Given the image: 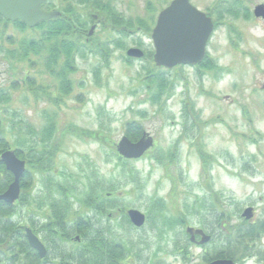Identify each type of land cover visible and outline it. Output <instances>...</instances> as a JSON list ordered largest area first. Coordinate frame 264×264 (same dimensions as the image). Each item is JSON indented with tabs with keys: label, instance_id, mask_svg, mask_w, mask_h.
<instances>
[{
	"label": "rangeland",
	"instance_id": "374dc122",
	"mask_svg": "<svg viewBox=\"0 0 264 264\" xmlns=\"http://www.w3.org/2000/svg\"><path fill=\"white\" fill-rule=\"evenodd\" d=\"M48 1L55 4L53 10L57 11L66 4L64 0ZM98 1L109 3L126 19L154 15L153 29L158 14L172 0ZM149 1L155 7L154 14L147 10ZM191 2L202 11L209 12L214 22H218L214 15L218 5L228 7V3L236 2L251 13L248 19L225 15L213 32L201 63L186 65L180 71L160 68L169 70L165 75L173 78L180 73L173 79V95L167 103L163 96L161 105L151 102L152 90L147 88L142 78L155 68V62L147 58L128 60L127 57V49L135 46L146 53L154 52L152 32L148 34L139 30L130 37H124L112 27L105 29L103 24L96 23L93 35L99 32V37L110 48L111 57L108 63L99 54L78 58L77 69L68 76L73 89L69 95L58 91L60 79L45 70L43 62L41 68L25 63L27 67H24H29V74L37 80L41 92L39 97L22 86L20 77L11 70L5 53L13 44L0 35V87L12 92L8 102L0 103L5 125L11 130L12 122L23 118L34 124L36 129H41L50 119L56 122L55 138L47 143L35 142L31 147L44 148L45 151L54 149V159L53 169L45 172L33 170L29 186L27 184L23 190L24 200H29V210L32 208L35 218L37 212L44 213L46 206H41L51 201V194L61 198L60 191L67 190L70 197L66 217L71 219L74 216L72 221L87 218L89 226L99 228L111 225L108 228L110 232L131 248L133 262L130 260L129 264L208 263L205 261L206 253L210 255L207 257L215 256L219 245L211 241L204 245L194 244L186 233L187 227L203 228L204 221L210 223L213 219L205 220L204 216L210 214L204 213L202 222L197 215L198 210L194 207L198 205V195L204 197L213 192L211 203L217 204L220 213L232 214L230 223H237L248 206L255 211L251 222L264 220V19L253 15L254 7L264 4V0ZM77 7L88 21L90 32L93 23L87 14L98 18L97 10L87 4ZM53 10L48 8L46 11ZM8 34L18 38L31 36L29 30L23 33L12 26ZM207 57L216 63L214 70L209 71L202 66ZM41 70L46 73H40ZM201 71L205 72L202 77ZM12 78L21 83L19 89L9 87ZM46 91L57 96L56 100L53 95L47 96ZM188 96L191 99L188 111L198 119L200 126L194 125L195 119L191 116L187 120L183 117L184 100ZM131 121L138 122L144 131L154 136L157 148L154 152L175 149L177 154L175 160L163 165L151 154L137 160L130 159L125 167L132 168L138 177L132 180L129 172L127 175L120 173L115 156V146L126 135V124ZM67 127L75 128L79 135L68 133ZM24 132L18 135L27 141L29 148V135ZM7 138L12 145L17 143L16 132L15 136L7 135ZM200 144L209 153L206 167L198 154L197 146ZM92 168L96 171H91ZM88 172L92 175L93 184L99 182L101 192L107 186L119 183L120 199L127 208L145 213V226L138 229L128 225L116 210L114 216H96L95 211L80 206L78 199L89 191ZM74 188L78 190L75 196L71 192ZM160 199L164 201L163 205L156 203ZM164 214L183 218L185 227L177 225L163 229L164 225H160L159 220H163ZM230 223L222 221L220 232L225 230L227 233ZM259 242L263 250L264 234L255 242V255L260 257L252 256L246 264H264L261 262L262 253L258 252ZM62 243L69 251L77 250V245L71 241ZM220 246L224 248L225 245L221 243ZM179 247L184 253L189 251L191 257L184 259Z\"/></svg>",
	"mask_w": 264,
	"mask_h": 264
},
{
	"label": "trees",
	"instance_id": "16d2710c",
	"mask_svg": "<svg viewBox=\"0 0 264 264\" xmlns=\"http://www.w3.org/2000/svg\"><path fill=\"white\" fill-rule=\"evenodd\" d=\"M63 2L66 4L59 9L60 15L58 17L43 21L33 28L29 27L21 20L13 22L0 15L1 38H6V41L13 44L12 48L6 50V60L11 66V70H15L16 74L20 77L19 79H21V83L23 84L22 86H26L27 90L31 91L35 97H39L41 92L37 86V80L29 74V67L25 68L27 67L24 65L25 63H30V67L39 66V68H41V63L43 62L42 65L46 68L45 70H49L50 74H53L60 79L58 91L62 95H69L73 89L70 85L71 80L68 76L71 72L77 69L76 65L78 58H87L89 55L99 54L102 60L108 63L109 57H111L110 48L108 44H106L107 42L103 41V39L99 37V32L97 35H89L88 21L84 18L83 13L78 10V5H91L92 9H95L98 12V18L92 14H87V16H90L92 23H101L105 29H108L110 26L121 36L130 37L139 30L148 34L152 32L151 26L153 24V20H155L154 15H151L148 18L126 19L122 14L116 11L112 5L109 3H102L98 0H64ZM227 5L229 6L226 7L225 5H218L216 7L214 11V15L218 17L216 26L219 25V21L224 19L225 15L232 17L242 16L246 19L250 17L248 8L244 6L241 8L239 5H236V2H231ZM42 7L45 10L48 8L51 10L56 8L55 4L51 1H48V3ZM225 7L226 10L224 13ZM147 10L152 14L155 13V7L151 4V1L148 3ZM11 26L23 33L29 30L31 36H22L21 38H18L14 35L8 34ZM109 43H111V41ZM139 45H141V43H139ZM153 53V51L145 53L144 58L154 61ZM202 66L204 69L210 71L215 69L216 63L211 58L207 57ZM183 67L184 66H178L174 69L176 71H180ZM168 71L155 66L154 69H150L149 72L142 77L144 82H146L147 88L152 90L151 102L153 104L157 103L161 105L163 96H165L164 102L167 103L166 101L173 95V89L175 88V81L173 79H175V77L178 78L177 75L179 76L180 73H177L173 78L172 76L165 75L166 73H169ZM40 73L46 72L41 70ZM204 74L205 72L201 71V77ZM21 83L16 78L12 80V84L9 87L13 90L19 89L21 87ZM45 93L47 96L53 95L48 91ZM11 94L12 92L8 89L0 87V103L8 102L11 99ZM54 97L56 100L57 96ZM55 103H57V101H55ZM192 106H194L193 103ZM189 108H191V99L188 96L184 100L183 117L187 120L191 116V118L195 119L194 125L200 126L201 123L197 118H195V116L191 115V111H188ZM1 115L3 114L0 110V154L4 150L12 148L15 150L17 156L27 161V170L23 174L21 180L22 189L25 190L29 186V178H31V174L34 172L33 170L45 172L49 171L51 168L53 169L54 149L50 151L47 150V152L44 148L36 149L34 147L35 149H31V147L35 145V142H51L53 138H55L54 132L56 130V122L54 119H50L41 129H36L34 124H31L29 121L22 118L16 122L13 121L11 124V130H9ZM126 125V135H128V137L133 141L139 140L144 131L141 124L136 121H131ZM22 131H25L24 133L29 135V148L26 146V144L28 145L27 141L18 135L21 134ZM66 131L68 133L79 135L78 131L76 132V129L73 127H67ZM15 132L17 143L12 145L9 138H7V135L15 136ZM155 149L157 148L154 147L148 151L145 156L151 154L152 158L161 165L168 163L167 161L175 160L177 157L175 149H168L167 151L156 150L154 152ZM197 150L204 166L206 167L208 164L207 158L209 153L203 149V145L201 144L197 146ZM115 156L117 157L116 167L120 168V173L122 171L127 175L129 172V178L131 180L132 178L138 179L132 168L127 169L125 167L131 160L123 158L117 152V149ZM91 171H96V169L92 168ZM87 177L89 181V191L82 193L81 197L78 199L82 206L87 207L91 212L95 211L96 216H114V212L116 210L118 215H120V217L124 219L128 225L134 226L126 213L128 209L127 206L120 199L119 195L121 192L118 190L119 183H113L107 186L105 190L102 189L103 191L101 192L99 191V182H97V184H93L92 182H94V180L89 172ZM12 179L13 176L6 169L5 164L0 162V194L6 190ZM210 188L212 189L211 186ZM71 192L74 193L75 196V193L78 192V190L74 188ZM60 194L61 198L51 194V201L66 202V207H69L68 197H70V195L67 193V190H61ZM212 194L213 192H210L209 196L204 197L198 195L196 199V203L198 205L194 207L195 209L197 208L198 211H196V213L200 216L202 222L204 221V217L205 220L213 218L210 220V223L204 221V225L201 226L211 234V243L219 245L215 256L207 257L210 255L206 253L205 261L210 262L218 258H230L236 262L240 261L245 256H255V242L262 234H264V222L252 224L240 216V220L237 223H230V217L232 214L230 215V212L222 211L220 213L217 211V204L211 203L214 199ZM21 199H26L25 193L24 195L22 194ZM163 202L164 201L160 199L156 203L163 205ZM204 213H209L210 216L207 214L204 216ZM73 217L69 219L68 216H63L62 219L64 220V223H66V226H76V233H80L82 235V244L77 247L76 252L73 251V254L71 253L72 256L68 253L66 254L64 264H117L113 263L112 259H117L120 263V261L124 259L125 251L128 250V252H131L130 246L125 243L124 240L120 241V237H117L110 232V229L108 228L111 225H107L104 228L94 227L93 225L89 226L85 218L80 217V219L72 221ZM162 218L163 220L159 221L160 225H164L162 228L165 230L174 228L177 225H181L182 228H184L186 225L183 218L179 216L171 218L169 215L164 214ZM55 219V222L48 224V231L50 233L53 232L54 225H59V223H57L59 220L57 215ZM225 220L230 223L227 228V233H225V230L220 232L219 227L222 221L225 222ZM121 225L123 226V223H121ZM6 227L8 232L5 229L3 232H7L6 235L4 236V234H2L0 237V241L3 245L11 239V234L15 231L13 224H6ZM67 234H69L68 231L66 236ZM18 236L20 237V234H18ZM19 237L17 239H19ZM52 241L56 240H50L51 243ZM111 241L114 243H112L113 246L110 244ZM25 242L27 243L26 240ZM221 243L225 245L224 248L220 246ZM181 249L183 250L182 247H179V250ZM210 254L212 255V253ZM182 255L184 259H187V253H184L183 251ZM75 260L76 262H74Z\"/></svg>",
	"mask_w": 264,
	"mask_h": 264
},
{
	"label": "water",
	"instance_id": "95a60500",
	"mask_svg": "<svg viewBox=\"0 0 264 264\" xmlns=\"http://www.w3.org/2000/svg\"><path fill=\"white\" fill-rule=\"evenodd\" d=\"M48 0H0V15L10 21L21 20L33 28L43 21L56 18L60 15L57 10L46 11L42 8ZM258 17H264V4L255 8ZM215 29V23L205 12L195 7L190 0H172L158 15L152 30L151 38L154 46V61L158 67L173 69L178 65H197L203 61L207 52V45ZM93 25L89 34L94 33ZM144 51L139 47H131L127 51L130 58L140 59ZM155 144L154 137L144 132L138 141H132L123 135L116 145L118 153L126 159H139ZM1 160L7 170L14 175V181L8 189L0 194V200L14 202L20 196V178L26 172V161L20 159L14 150L5 151ZM127 214L136 227L146 223V215L138 209H129ZM253 207H247L243 217L251 219ZM187 233L190 240L196 242V235L201 236L199 244L208 243L211 236L201 228L189 226ZM31 245L45 255V247L39 238L28 230ZM207 264H235L227 258L215 259Z\"/></svg>",
	"mask_w": 264,
	"mask_h": 264
},
{
	"label": "flooded vegetation",
	"instance_id": "af4514ba",
	"mask_svg": "<svg viewBox=\"0 0 264 264\" xmlns=\"http://www.w3.org/2000/svg\"><path fill=\"white\" fill-rule=\"evenodd\" d=\"M257 5H259V4H257ZM256 6L253 9L254 17L264 19V17L256 16V14H255ZM205 13L209 17H211L209 15V12H205ZM249 13H251L250 10H249ZM7 150H12V148L4 150L0 154V162H3L1 160V156ZM27 166L28 165H27V161H26V167ZM5 167H6V165H5ZM6 169H7V167H6ZM9 172L12 174L13 179L8 184L6 190L11 185V183L14 181L13 173L11 171H9ZM1 176H2V174H1ZM21 180H22V177L20 178V189H21L20 199L14 201V202H7V201L0 200V237L2 234H4V236H5L6 233L8 232L6 224H13V226L15 228V231L11 234L12 235L11 239H9V241H7V243H5V245H3V243H1V241H0V264H64V259H65L66 254L68 253V254H70V256H72L73 251L67 250L66 245L63 244L62 242L65 240L71 241L72 243L76 244L77 247H79L82 244V235L80 233H76L77 232L76 226H74V225L66 226V223H64V220L62 219V217L66 216V214L68 212L66 209L67 203L66 202H60V201H49L48 203H45V205L41 206V207L46 206L44 213L43 212L42 213L37 212V214L34 218L33 217L34 212H33L32 208H31V211L29 210V200H22L21 199V196L23 194V189L21 186ZM4 192H2V193H4ZM79 203H80V206H82L81 202H79ZM39 204L41 205V203H39ZM250 207H252V206H250ZM243 212H242V214H243ZM30 213H32L31 216H30ZM56 215L59 218V220L57 222V223H59V225H57V226L54 225L53 232L50 233L48 231V228H49L48 224L51 222H55ZM254 215H255V211H254L253 217L251 219L254 218ZM242 218L251 222V219H247L243 216H242ZM86 220H88V219L86 218ZM91 220H92V218H91ZM86 222H88V221H86ZM259 222H264V220H261ZM259 222L257 221V222H251V223L255 224V223H259ZM3 224H5V225H3ZM5 229L7 231L6 233L3 232ZM28 230H31L32 233L35 234L39 238L41 243L44 245L45 255L42 256L40 250L37 248H34L31 245V243L29 241V237H28ZM67 231L69 232V234H67L68 237L66 236ZM18 234H20V237L18 236ZM18 237H19V239H17ZM190 238L191 237H189V239ZM25 240L27 241V243L25 242ZM50 240H56V241H52V243H51ZM200 240H201V236L196 235V242H194V243L198 244V242ZM112 243H113V241H111V243H110L111 246H113V244H114V243L113 244ZM21 246H24V247H21ZM259 247L260 248L258 249V252L264 254V249L262 250V245L260 242H259ZM180 251L183 252L182 249ZM75 252H76V250H75ZM124 254H125L124 259L121 260L120 263H119V261H117V259H112V262L117 263V264H129L130 260L133 262L132 252H128V250H126ZM262 254H261V262L264 263V256ZM255 256L260 257V255H255ZM186 257L187 258L191 257L189 254V251H187ZM250 257H252V256L251 255H249L248 257L245 256L243 259H241L240 261H236L235 263L236 264H246ZM74 262H76V260Z\"/></svg>",
	"mask_w": 264,
	"mask_h": 264
}]
</instances>
